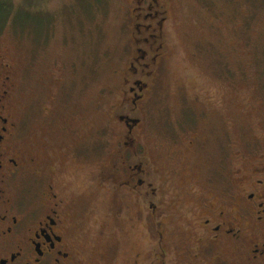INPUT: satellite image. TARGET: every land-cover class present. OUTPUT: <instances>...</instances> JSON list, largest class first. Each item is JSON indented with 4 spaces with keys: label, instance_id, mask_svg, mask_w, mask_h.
Wrapping results in <instances>:
<instances>
[{
    "label": "rangeland",
    "instance_id": "1",
    "mask_svg": "<svg viewBox=\"0 0 264 264\" xmlns=\"http://www.w3.org/2000/svg\"><path fill=\"white\" fill-rule=\"evenodd\" d=\"M127 3L0 0V74H13L34 152L46 150L59 163V150L73 143L93 151L88 161H68L62 180L98 170L116 142L111 110L119 99ZM172 15L174 43L142 105L140 134L165 172L174 171L173 189L204 181L210 192L264 154V0H175ZM192 132L206 138L203 164L189 157L184 136ZM104 201L97 186L100 214Z\"/></svg>",
    "mask_w": 264,
    "mask_h": 264
},
{
    "label": "flooded vegetation",
    "instance_id": "2",
    "mask_svg": "<svg viewBox=\"0 0 264 264\" xmlns=\"http://www.w3.org/2000/svg\"><path fill=\"white\" fill-rule=\"evenodd\" d=\"M127 2L111 110L118 135L98 170L62 180L68 161H88L93 151L73 143L59 150L65 162H51L46 150L38 156L22 131L13 74H0V264H264V154L210 192L204 181L173 189L174 171L143 143L142 105L172 50L175 0ZM205 139L184 136L194 161ZM97 186L103 214L93 207Z\"/></svg>",
    "mask_w": 264,
    "mask_h": 264
}]
</instances>
